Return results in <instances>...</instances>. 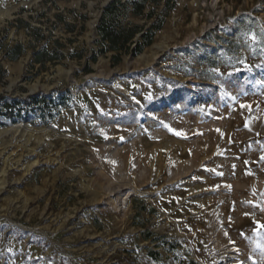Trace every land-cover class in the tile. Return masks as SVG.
Wrapping results in <instances>:
<instances>
[{"label":"rangeland","instance_id":"rangeland-1","mask_svg":"<svg viewBox=\"0 0 264 264\" xmlns=\"http://www.w3.org/2000/svg\"><path fill=\"white\" fill-rule=\"evenodd\" d=\"M110 1L0 0V264H264V0L149 1L118 63Z\"/></svg>","mask_w":264,"mask_h":264},{"label":"trees","instance_id":"trees-1","mask_svg":"<svg viewBox=\"0 0 264 264\" xmlns=\"http://www.w3.org/2000/svg\"><path fill=\"white\" fill-rule=\"evenodd\" d=\"M149 1L160 2V0H112L104 7L98 21L99 42L101 43L100 51L113 52L112 59L115 63L121 60L123 54L132 53L137 55L141 53L146 46L153 43L155 32L162 28L164 18L153 22L148 28H145L144 25L126 21L130 11L134 15H144ZM171 1L167 0V3L170 4ZM168 7L170 8L171 5ZM146 16L148 18L154 17V10H150ZM141 32H143L141 36L137 37ZM23 52V44L18 43L11 49H8L6 55L11 59H17ZM33 55V65L40 64L42 67H45L47 61H58L63 58V53L57 50L50 51L46 47L34 50ZM96 56L97 54H94L93 59H96ZM53 102V98H48L47 96L38 97L37 95H31L24 99L25 104L40 106L43 110H46ZM11 107L9 103L4 104V108L10 109ZM0 114H7V112H4L0 108ZM9 115L11 116L12 113ZM190 264L199 263L194 259H190Z\"/></svg>","mask_w":264,"mask_h":264},{"label":"snow or ice","instance_id":"snow-or-ice-1","mask_svg":"<svg viewBox=\"0 0 264 264\" xmlns=\"http://www.w3.org/2000/svg\"><path fill=\"white\" fill-rule=\"evenodd\" d=\"M261 31L264 32V29H262ZM249 35H250L251 40L257 41L258 37L256 36L255 33H250ZM242 106H246V105H242ZM260 227H264V225H260ZM262 247H264V246H262Z\"/></svg>","mask_w":264,"mask_h":264},{"label":"water","instance_id":"water-1","mask_svg":"<svg viewBox=\"0 0 264 264\" xmlns=\"http://www.w3.org/2000/svg\"><path fill=\"white\" fill-rule=\"evenodd\" d=\"M142 33H143V32L139 33V34L137 35V37H140Z\"/></svg>","mask_w":264,"mask_h":264}]
</instances>
